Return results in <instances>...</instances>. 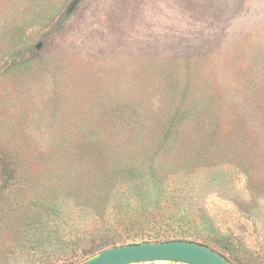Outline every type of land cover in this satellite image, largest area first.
<instances>
[{
  "label": "rangeland",
  "instance_id": "1",
  "mask_svg": "<svg viewBox=\"0 0 264 264\" xmlns=\"http://www.w3.org/2000/svg\"><path fill=\"white\" fill-rule=\"evenodd\" d=\"M137 221L264 264V0H0V264Z\"/></svg>",
  "mask_w": 264,
  "mask_h": 264
},
{
  "label": "water",
  "instance_id": "2",
  "mask_svg": "<svg viewBox=\"0 0 264 264\" xmlns=\"http://www.w3.org/2000/svg\"><path fill=\"white\" fill-rule=\"evenodd\" d=\"M229 264L211 249L183 240L140 242L100 251L78 264Z\"/></svg>",
  "mask_w": 264,
  "mask_h": 264
},
{
  "label": "trees",
  "instance_id": "3",
  "mask_svg": "<svg viewBox=\"0 0 264 264\" xmlns=\"http://www.w3.org/2000/svg\"><path fill=\"white\" fill-rule=\"evenodd\" d=\"M136 220H133V222ZM158 224H153L149 225V222H136L132 223L130 227L122 226L119 229L115 228H108V229H103L101 231V240L103 243V246L98 249L97 251L100 252L102 250L108 249L110 247H115V246H120V245H125L129 243H138V242H143L145 240H151V239H159V237L152 236L151 238L150 235L145 234L146 229L148 228H155ZM125 234V231H127ZM133 231V232H132ZM135 231V232H134ZM124 232V233H122ZM202 242V241H201ZM205 240H203V243L201 244H206ZM94 252V251H93ZM91 252L90 254L93 255L94 253Z\"/></svg>",
  "mask_w": 264,
  "mask_h": 264
}]
</instances>
